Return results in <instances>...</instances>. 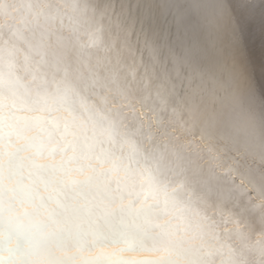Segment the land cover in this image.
<instances>
[{
    "label": "clouds",
    "instance_id": "clouds-1",
    "mask_svg": "<svg viewBox=\"0 0 264 264\" xmlns=\"http://www.w3.org/2000/svg\"><path fill=\"white\" fill-rule=\"evenodd\" d=\"M10 73L71 125L87 197L111 211L87 257L264 264V0H0L6 114ZM77 249L0 237L5 264Z\"/></svg>",
    "mask_w": 264,
    "mask_h": 264
},
{
    "label": "snow or ice",
    "instance_id": "snow-or-ice-1",
    "mask_svg": "<svg viewBox=\"0 0 264 264\" xmlns=\"http://www.w3.org/2000/svg\"><path fill=\"white\" fill-rule=\"evenodd\" d=\"M7 83L13 97L7 114L5 99L0 97V237L15 231L57 243L71 242L81 252V264H154L150 258L129 260L118 253L95 258L84 254L89 242L105 236L99 220L111 227V211L104 207L97 212L99 205L87 197L85 187L94 186L93 178L84 174L78 162L71 125L45 115L53 111L47 98H41L40 110L33 112L18 94L22 85L11 73ZM0 264H5L3 257Z\"/></svg>",
    "mask_w": 264,
    "mask_h": 264
},
{
    "label": "bare ground",
    "instance_id": "bare-ground-1",
    "mask_svg": "<svg viewBox=\"0 0 264 264\" xmlns=\"http://www.w3.org/2000/svg\"><path fill=\"white\" fill-rule=\"evenodd\" d=\"M253 47H254V53H255V55L259 56V54H260V50H259V42H255V41H254V45H253ZM255 50H256V51H259V52L256 53Z\"/></svg>",
    "mask_w": 264,
    "mask_h": 264
},
{
    "label": "rangeland",
    "instance_id": "rangeland-1",
    "mask_svg": "<svg viewBox=\"0 0 264 264\" xmlns=\"http://www.w3.org/2000/svg\"><path fill=\"white\" fill-rule=\"evenodd\" d=\"M255 42H259V41H258V40H256ZM255 52L257 53V52H259V51H256V50H255Z\"/></svg>",
    "mask_w": 264,
    "mask_h": 264
}]
</instances>
